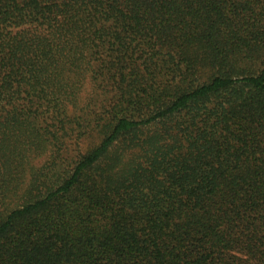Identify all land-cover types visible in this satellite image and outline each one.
<instances>
[{
    "label": "trees",
    "instance_id": "obj_1",
    "mask_svg": "<svg viewBox=\"0 0 264 264\" xmlns=\"http://www.w3.org/2000/svg\"><path fill=\"white\" fill-rule=\"evenodd\" d=\"M0 264H264V0H0Z\"/></svg>",
    "mask_w": 264,
    "mask_h": 264
}]
</instances>
